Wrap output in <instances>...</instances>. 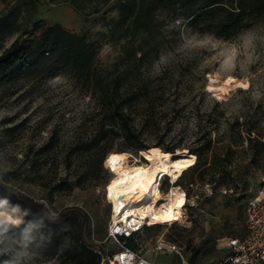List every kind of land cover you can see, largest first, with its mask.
Segmentation results:
<instances>
[{
    "label": "rangeland",
    "instance_id": "374dc122",
    "mask_svg": "<svg viewBox=\"0 0 264 264\" xmlns=\"http://www.w3.org/2000/svg\"><path fill=\"white\" fill-rule=\"evenodd\" d=\"M113 4L115 0L98 13L86 14L66 2L39 0L36 17L84 34L97 47L100 66L112 69L121 66L122 56L119 45L107 37L108 26L116 20ZM3 7L0 1V10ZM160 18L158 47H149L139 77L131 79L147 85L153 103L139 100L130 105L131 122L160 123L166 127L159 133L164 144H179L173 150L186 149L195 158L191 149L199 145L198 127L215 128L218 122L212 137L226 140L227 134L236 136L237 123L246 124L256 136L251 143L245 140L238 146L227 166L242 179L236 193L230 189L224 193L194 179V159L178 179L180 186L192 184L188 214L185 211L177 223L152 225L144 232L148 238L163 235L176 242L191 264H211L227 253V236L244 234L245 207L264 183V19L223 39L191 29L183 17L161 14ZM14 36H8L4 46ZM229 76L236 81L223 86ZM149 107L152 113L147 112ZM92 111L90 94L69 72L0 83V188L35 199L54 215L70 206L79 207L87 215L93 244V239L103 240L109 219L104 186L113 171L108 159L112 153L125 152L131 163L138 151H116L122 147L120 137L89 149L96 119ZM159 185L162 195L167 183L162 184L164 192ZM11 246L6 264H59V257L50 255L39 237L15 238ZM145 255L170 261V255Z\"/></svg>",
    "mask_w": 264,
    "mask_h": 264
},
{
    "label": "trees",
    "instance_id": "16d2710c",
    "mask_svg": "<svg viewBox=\"0 0 264 264\" xmlns=\"http://www.w3.org/2000/svg\"><path fill=\"white\" fill-rule=\"evenodd\" d=\"M0 1L4 4L0 10V83L36 74L71 73L84 93L90 94L96 118L88 148L120 137L122 147L116 151L130 152L150 145L162 150L180 147L164 144L159 133L166 131V127L160 123L144 120L135 125L130 118L133 103L139 100L153 103L146 92L147 85L131 79L139 77L149 47L155 50L158 47L161 14L183 17L191 29L223 39L234 37L264 19V0H115L111 8L116 11V20L108 26L107 37L121 49L118 62L121 66L106 69L97 61V47L84 34L36 17L39 0ZM48 1L66 2L76 11L90 14L98 13L111 0ZM12 34L15 36L10 44L4 46L5 39ZM147 112L152 113L151 107ZM216 125L198 127L199 145L191 149L196 155L192 165L194 179L214 189H224V193L230 189L233 194L242 179L227 166L238 146L245 140L251 143L256 136L251 127L237 123L236 136L227 134L226 140L213 138L218 122ZM225 132L229 133L227 129ZM243 183L247 186L246 180ZM0 206L15 209L22 216L20 225L0 220V264L8 262L15 238L31 237H39L45 250L59 257V264H98L88 218L79 207L70 206L54 215L37 200L9 194L1 188Z\"/></svg>",
    "mask_w": 264,
    "mask_h": 264
},
{
    "label": "bare ground",
    "instance_id": "6f19581e",
    "mask_svg": "<svg viewBox=\"0 0 264 264\" xmlns=\"http://www.w3.org/2000/svg\"><path fill=\"white\" fill-rule=\"evenodd\" d=\"M235 81L234 77L229 76L223 86H230ZM127 156L125 152H116L108 159V166L113 173L105 191L113 203V213L124 219L130 216L140 223L145 219L149 224L168 226L181 221L185 214L184 204L181 203L185 192L180 185L175 186V181L192 163L193 153L178 148L162 150L156 145H150L140 150V158L135 156L133 163H130ZM112 157L116 158L114 162H110ZM163 176L174 183L164 194L159 195L158 178L161 180ZM145 189L149 190L150 197L146 195ZM0 220L18 224L21 215L15 209L0 206Z\"/></svg>",
    "mask_w": 264,
    "mask_h": 264
},
{
    "label": "built area",
    "instance_id": "2783aa9c",
    "mask_svg": "<svg viewBox=\"0 0 264 264\" xmlns=\"http://www.w3.org/2000/svg\"><path fill=\"white\" fill-rule=\"evenodd\" d=\"M137 155L140 158V151ZM133 162L132 160L131 163ZM178 179L175 181V186L180 185ZM158 180L162 192H164L162 189L164 181L167 183L166 190L173 185L167 176H163L161 180L158 178ZM191 185H181L185 192L183 208L186 212L189 202L188 187ZM106 187L107 183L104 186V196L109 207V219L103 240L93 239V249L99 256L98 264H158L147 258L146 253L153 255L171 253L177 257L174 264H191L183 255L182 247L176 242L163 235L155 238L145 236L146 228L156 224H149L145 219L140 223L130 216L124 219L121 215L114 214L113 203L108 199ZM223 191L225 192V190ZM244 213V234L242 236H227L229 248L227 253L211 264H264V183L250 198ZM111 245L113 247L108 248Z\"/></svg>",
    "mask_w": 264,
    "mask_h": 264
},
{
    "label": "crops",
    "instance_id": "0c3cea01",
    "mask_svg": "<svg viewBox=\"0 0 264 264\" xmlns=\"http://www.w3.org/2000/svg\"><path fill=\"white\" fill-rule=\"evenodd\" d=\"M161 255H170V261H156V260H153L151 258H149V259L153 260L154 262H156L158 264H174L177 261V257L174 254L168 253V254H161Z\"/></svg>",
    "mask_w": 264,
    "mask_h": 264
},
{
    "label": "snow or ice",
    "instance_id": "6c2138e0",
    "mask_svg": "<svg viewBox=\"0 0 264 264\" xmlns=\"http://www.w3.org/2000/svg\"><path fill=\"white\" fill-rule=\"evenodd\" d=\"M243 86L244 87H247V85H243ZM115 159H116L115 157L110 158V162H114ZM193 159H195V157H193ZM109 188H111V185L109 186ZM145 193H146V195H148L150 197V192H149L148 189H145ZM181 203H183V201H181ZM166 219H168V217H166ZM117 231H119V229H117Z\"/></svg>",
    "mask_w": 264,
    "mask_h": 264
}]
</instances>
